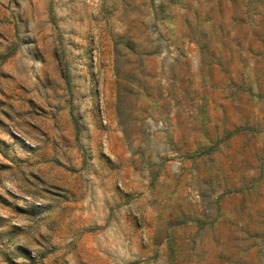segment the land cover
I'll list each match as a JSON object with an SVG mask.
<instances>
[{"label":"rangeland","instance_id":"rangeland-1","mask_svg":"<svg viewBox=\"0 0 264 264\" xmlns=\"http://www.w3.org/2000/svg\"><path fill=\"white\" fill-rule=\"evenodd\" d=\"M0 264H264V0H0Z\"/></svg>","mask_w":264,"mask_h":264}]
</instances>
